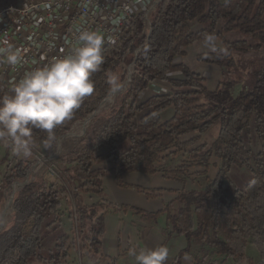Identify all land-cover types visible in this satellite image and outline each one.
Segmentation results:
<instances>
[{"label": "trees", "instance_id": "16d2710c", "mask_svg": "<svg viewBox=\"0 0 264 264\" xmlns=\"http://www.w3.org/2000/svg\"><path fill=\"white\" fill-rule=\"evenodd\" d=\"M148 17L149 35L146 15L138 12L125 27L119 48L109 45L102 48L104 63L92 77L94 93L73 114L77 120H85L109 94L106 73H115L122 80L126 67L134 62L131 82L117 107L105 117L96 118L86 139L66 155V162L74 165L78 174L68 180L70 186H75L71 195L73 209L61 208L63 200L71 206L64 182L44 177L24 185L13 200L12 223L0 233V264H69L68 252L72 249L98 264L102 259L103 217L112 207L103 203L84 206L78 201L79 193H100V180L105 174L112 175L122 186L124 174L158 172L155 163L170 147L174 152L192 147L189 155L199 156L204 171L212 157L219 162L213 180L204 190L178 193L174 200L179 205L176 210L169 211L173 204L170 203L159 213L144 215L155 219L166 213L171 234L185 238L186 247L173 263L190 264L183 257L189 255L193 245H207L223 261L231 259L233 264L242 263L249 244L262 249L264 0H160ZM194 25L201 27L196 33L190 32ZM205 33H214L221 48L226 49L223 53L210 51L196 56L198 62L220 68V81L211 91L203 85L205 79L200 75L183 64H173L175 57L185 56V48L202 40ZM225 35L237 38L228 40ZM173 72H180L183 80L169 79ZM156 80L168 82L176 92L150 97L138 105L140 94ZM236 87L239 92L233 95ZM12 88L0 89V96L10 95ZM168 108L173 109V114L163 120L161 114ZM143 111L146 113L137 119ZM213 125L218 126V132L208 146L201 137ZM250 127L261 145L257 154L246 151L242 143V134ZM33 131L38 141L46 137L41 130ZM65 133L62 123L54 129L56 141L51 147L37 143L36 148L50 151ZM122 142H127V147L119 150L118 144ZM103 147H107V152L97 155ZM8 151L1 164L8 161ZM13 160L14 163H8L3 184L25 178L33 164L27 158ZM104 162L110 163L108 170L93 168L94 164ZM233 166L245 167L251 178L244 188L235 189L224 200L223 180ZM179 172L176 169L164 172L163 176L180 180ZM68 211L73 228L66 234L61 218ZM48 242L52 245L44 250Z\"/></svg>", "mask_w": 264, "mask_h": 264}, {"label": "crops", "instance_id": "0c3cea01", "mask_svg": "<svg viewBox=\"0 0 264 264\" xmlns=\"http://www.w3.org/2000/svg\"><path fill=\"white\" fill-rule=\"evenodd\" d=\"M144 4L148 6L150 4L152 5V1L145 0ZM141 6L143 5H139L137 8L141 9ZM152 9H154V7H152ZM152 9L150 11H152ZM200 29V26L194 25L191 27L190 32L196 33ZM217 45L222 47L219 39H217ZM207 52L210 51L209 49L203 47V39L199 40L185 48V56L175 57L173 64L185 65L192 72L205 79V83L203 85L207 90H209V85H211L213 90L221 78L220 68L215 64L202 63L196 60V56ZM168 78L178 81L183 80L180 72H173L168 75ZM174 92H176V90L172 88L168 82L156 80L151 82L142 94H140L137 99V104H142L150 97L173 94ZM145 113L146 111L139 113L137 119ZM164 114H166V118H162ZM172 114L173 109L168 108L161 114V118L163 120H167L172 116ZM64 123L65 121L63 124ZM122 143L127 144V142ZM36 150H39L38 147H35L33 152ZM9 152L10 151L7 152L8 160ZM106 152L107 147H103L99 150L97 155L102 156ZM5 154L6 148L0 147V161L4 158ZM13 158L19 159L21 157L14 156ZM12 161L13 163L15 162L13 159ZM8 162L3 164L5 173ZM3 165L0 163V167ZM71 166H73V170L70 172V176L68 177L69 179L78 175L74 171V165ZM93 168H103L108 170L110 168V163L104 162L101 164H94ZM163 173L164 172L159 170L154 174H144L138 172L127 173L121 176L122 186L118 185L116 179L112 175L105 174L100 180V193H79L78 201L84 206L103 203L112 207V209L107 210L103 217L104 234L100 248L102 259L98 261V264H135L134 258L130 255V251L132 249H153L158 246H167L169 248V257L166 264H174L173 260L177 254L186 247L185 238L173 233L171 234L170 227L166 221V213H160L155 219L147 218L144 215L159 213L170 203L173 204L170 206L169 211L173 212L179 207V205L174 202L178 193L200 191L205 188H193L191 185V178L181 177L180 180L173 177L165 178ZM36 177L37 176H34L30 183L39 179ZM18 179L23 180L25 178H17L15 180ZM68 180H58L61 183L64 182L63 185H66L68 188V196L71 198V206H69L65 200L62 201L61 208L63 210H69V207L73 209L74 207V201L71 197L73 189L69 188L72 185H69ZM68 214L69 211L61 218V226L66 234L70 233L73 228V221L69 218ZM68 254V263L75 261V263L77 262L78 264H94V261L88 260L83 256L81 257L79 251L72 249L68 252Z\"/></svg>", "mask_w": 264, "mask_h": 264}, {"label": "clouds", "instance_id": "9594fccd", "mask_svg": "<svg viewBox=\"0 0 264 264\" xmlns=\"http://www.w3.org/2000/svg\"><path fill=\"white\" fill-rule=\"evenodd\" d=\"M217 39L214 33H205L203 47L212 53L225 52ZM105 40L98 31L76 28L68 54L52 57L42 67L25 72L10 95L0 96V147L10 149L15 156L30 158L37 143L45 148L55 143L54 129L70 119L83 100L94 93L92 77L104 63ZM23 62L19 49L7 41L0 43V63L15 68ZM106 83L109 98L123 88L120 77L112 72L106 73ZM34 129L45 132L46 137L38 141ZM130 255L135 264H166L169 248H134ZM183 259L191 257L185 254Z\"/></svg>", "mask_w": 264, "mask_h": 264}, {"label": "built area", "instance_id": "2783aa9c", "mask_svg": "<svg viewBox=\"0 0 264 264\" xmlns=\"http://www.w3.org/2000/svg\"><path fill=\"white\" fill-rule=\"evenodd\" d=\"M2 1L0 43L7 41L14 45L24 62L15 68L0 63V89L13 87L25 72L42 67L52 57L68 54L76 28L104 34L102 48L109 45L116 49L134 15L143 12L147 18L150 12L145 0ZM151 1L154 7L156 0ZM139 5H143L141 9L137 8Z\"/></svg>", "mask_w": 264, "mask_h": 264}, {"label": "rangeland", "instance_id": "374dc122", "mask_svg": "<svg viewBox=\"0 0 264 264\" xmlns=\"http://www.w3.org/2000/svg\"><path fill=\"white\" fill-rule=\"evenodd\" d=\"M3 4V1L0 0V6ZM150 10L152 9L151 4ZM153 10V9H152ZM148 21L150 23L149 17L146 22V29H147V35L149 26ZM225 38L228 40L236 39L237 37L233 35H225ZM131 69V64L126 67V72L121 80L123 83V88L117 93L116 97L114 98V102L109 105L106 109L100 111L97 116L94 117L90 121V124L86 127V131L84 130L81 137L75 141V142H67L62 145V153L58 156L53 157V153L55 149H59L57 146V143L55 146L50 150V152H46L45 149L36 150L33 152V155L29 159L33 162L31 168L28 170V173L25 177V180H32L34 176H37L36 178H50L55 181L58 180H68L70 176V172L73 170V166L68 164L66 162V155L69 154L71 151L75 150L83 140L86 139V132L88 131L89 126L93 123V121L96 118H102L105 117L111 109L117 107L120 99L123 97L124 93L127 90L126 81L129 79V72ZM134 69V67H133ZM209 90H212L211 85H209ZM129 87V85H128ZM239 92V87H236L234 89L233 95H237ZM110 94H108L109 96ZM108 96L104 101L108 99ZM104 101L100 104V108L103 105ZM162 118H166V114ZM84 121L77 120L74 116H72L70 119L66 120L65 125V131L66 133L61 136L59 139L62 141L63 139H66L68 135L71 133V131L76 128V124L82 123ZM218 132V126L213 125L202 137L201 141L207 144L208 146L211 145V143L214 141L216 134ZM85 133V134H84ZM184 139V138H182ZM59 142V144L61 143ZM126 143V142H124ZM242 143L246 151H249L252 154H257L260 151L261 145L259 141L256 139L254 132L252 128H248L244 130L242 134ZM58 144V145H59ZM69 145V146H68ZM127 144L120 143L118 144L119 150H124L126 148ZM125 146V147H124ZM192 149L188 148L184 150L183 152H174L175 149L173 147L168 148L167 150L163 151L160 154L159 160L155 163V167L157 170L162 172H171L173 170L179 169L180 170V177L184 178H191L192 180V187L195 189H202L213 180L218 168H219V162L214 157H212L208 164L207 169L204 171L203 165H200L199 163L200 158L198 157H192L189 155V151ZM9 162L10 164L13 163L12 159L15 156L11 150L9 149ZM173 153V154H171ZM3 165V164H1ZM252 165V162H251ZM36 166L37 171L34 173V167ZM5 176V168L4 165L0 167V226H2L3 229L8 228V226L12 223L13 220V200L15 198L16 192L19 191L24 185L25 181L22 179H18L17 181H13L12 183H5L3 184L2 180ZM64 178V179H63ZM251 178V173L248 169L245 167H237L233 166L230 170V172L227 174L226 178L223 180L225 189L222 194V198L225 200L229 198L233 191L235 189H242L247 184L249 179ZM13 184V185H12ZM73 189L74 187H69ZM69 198L68 201L71 203V198ZM51 242H48L45 244L44 250L47 248H50ZM189 256L191 257V260H188L187 262L190 264L195 263V261H201L200 264H233V260L227 259L223 261L221 257L218 255H215L213 250L208 247L207 245H193ZM78 259V258H77ZM248 261H251V264H261L264 261V243L262 246V249L259 251L257 250L252 244H249L245 249V258L243 259L241 264H249ZM69 264H75V261L69 263ZM76 264H78L76 262Z\"/></svg>", "mask_w": 264, "mask_h": 264}, {"label": "bare ground", "instance_id": "6f19581e", "mask_svg": "<svg viewBox=\"0 0 264 264\" xmlns=\"http://www.w3.org/2000/svg\"><path fill=\"white\" fill-rule=\"evenodd\" d=\"M119 92V91H118ZM117 92V93H118ZM117 93H115L114 95H111V98H109L108 96V99L106 101H104L103 105L101 106V111L106 109L109 105H111L113 102H114V98L116 97ZM92 119H88L82 123H78L76 124V128H74L71 133L68 135V137L66 139H63L62 141L59 139L58 143H57V146L59 149H55L54 153H53V157L55 156H58L59 154L62 153V145L67 143V142H75L77 141L81 135L83 134L84 130L86 129V127L90 124V121ZM61 141V143L59 144V142ZM59 144V145H58ZM69 146V145H68ZM37 171V168L36 166L34 167V173H36ZM2 226L4 227V225H1L0 228H2ZM261 264H264V261L261 263Z\"/></svg>", "mask_w": 264, "mask_h": 264}, {"label": "water", "instance_id": "95a60500", "mask_svg": "<svg viewBox=\"0 0 264 264\" xmlns=\"http://www.w3.org/2000/svg\"><path fill=\"white\" fill-rule=\"evenodd\" d=\"M159 2H160V0H156L155 3H154V7H155ZM147 20H148V17H147ZM147 25H148V26L150 25V24H149V21H148V24H147ZM149 33H150V29L148 30V35H149ZM133 67H134V62L131 64V69H130V72H129V79L126 81L127 88H128V85L130 84L131 79H132V75H133V72H134ZM100 111H101V109H100V106H99L94 112H92L90 115H88L84 121H86V120H88V119H94V117L97 116L98 113H100ZM15 181H17V180H15ZM15 181H14V182H15ZM23 181H25V184H28V183L31 182V180H25V179H23ZM14 182H13V183H14ZM12 185H13V184H12ZM4 230H6V228H5V229L0 228V233L3 232Z\"/></svg>", "mask_w": 264, "mask_h": 264}]
</instances>
